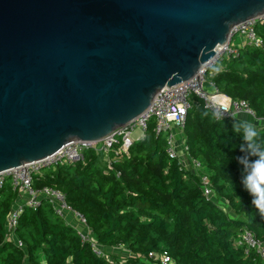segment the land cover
<instances>
[{
    "label": "water",
    "instance_id": "obj_1",
    "mask_svg": "<svg viewBox=\"0 0 264 264\" xmlns=\"http://www.w3.org/2000/svg\"><path fill=\"white\" fill-rule=\"evenodd\" d=\"M263 14L264 0H0V172L127 125Z\"/></svg>",
    "mask_w": 264,
    "mask_h": 264
},
{
    "label": "trees",
    "instance_id": "obj_2",
    "mask_svg": "<svg viewBox=\"0 0 264 264\" xmlns=\"http://www.w3.org/2000/svg\"><path fill=\"white\" fill-rule=\"evenodd\" d=\"M254 30L264 39V23ZM217 65L222 70H210L206 78L230 99L245 101L264 121V50L245 45ZM204 111L211 113L196 102L182 133L189 155L209 173L214 200L203 195L194 174L168 159L166 135H156L151 120L144 138L113 170L105 172L104 157L87 151L84 162L43 170L34 184L64 193L67 204L85 216L90 237L104 249L126 252L124 258L114 250L113 261L94 255L45 202L36 211L23 209L14 231L22 244L17 247L6 237V218L16 200L6 186L0 192V264H158L147 258L152 252L167 253L173 264H264L255 251L245 256L234 244L245 231L264 243V218L243 188V165L236 160L244 155L243 141L232 125L241 119L201 118ZM256 126L264 141V124Z\"/></svg>",
    "mask_w": 264,
    "mask_h": 264
},
{
    "label": "built area",
    "instance_id": "obj_3",
    "mask_svg": "<svg viewBox=\"0 0 264 264\" xmlns=\"http://www.w3.org/2000/svg\"><path fill=\"white\" fill-rule=\"evenodd\" d=\"M258 23H264V14L234 27L230 42L215 49L214 57L201 67L197 76L185 83L159 91L154 97L151 107L145 113L127 125L116 129L102 140L70 142L44 159L0 172V192L9 186L16 193V200L6 218V237L13 241L17 247H21V242L14 235L19 216L24 208L36 211L42 202H45L50 205L55 217L74 228L81 241L89 244L94 255L107 258L112 249H104L90 237L91 231L87 227L85 216L67 204L65 194L49 186L35 188V180L43 170L84 162L87 151H93L104 157L105 172L113 170L114 163L122 156L128 155L132 144L144 138L151 120L154 121V133L166 135L168 159L176 161L180 170L194 174L199 179L203 195L207 199L213 200L214 193L209 177L195 173L202 170L203 166L199 160L189 155L183 140L182 129L188 111L198 101H201L204 107L210 111L219 104L229 105L230 112L222 120L231 119L232 116L237 118V115H245L247 118L253 119L256 124L260 122L264 124V121L256 118L253 110L245 101L230 99L220 93L214 84L206 78L211 70V65H217L224 56H236L239 49L245 45L264 50V39L257 36L254 30ZM234 36H238L241 40L238 46L232 41ZM207 87L210 90H207ZM135 131H139L140 136L134 141L132 134ZM234 244L235 247L243 251L245 256L255 251L264 260V243L259 242L251 232H243ZM147 258L158 264H173L171 257L165 252H152L148 254Z\"/></svg>",
    "mask_w": 264,
    "mask_h": 264
},
{
    "label": "clouds",
    "instance_id": "obj_4",
    "mask_svg": "<svg viewBox=\"0 0 264 264\" xmlns=\"http://www.w3.org/2000/svg\"><path fill=\"white\" fill-rule=\"evenodd\" d=\"M222 70L219 65H211L213 73ZM230 112V106L219 104L213 108L211 113L204 111L201 118L211 115L215 121H221ZM235 120V116H232ZM233 131L240 133L242 141L239 150L244 153L236 157L239 164L243 165L242 180L243 188L252 197L251 204L264 218V141L261 139L260 130L256 124L248 120H240L232 125Z\"/></svg>",
    "mask_w": 264,
    "mask_h": 264
},
{
    "label": "rangeland",
    "instance_id": "obj_5",
    "mask_svg": "<svg viewBox=\"0 0 264 264\" xmlns=\"http://www.w3.org/2000/svg\"><path fill=\"white\" fill-rule=\"evenodd\" d=\"M232 41H233V43L235 44V43H238L239 42V37L238 36H234V38L232 39ZM219 66H221V65H219ZM207 90H210V88H206ZM237 118L239 119H241V120H244L245 118L248 120V121H251V122H253L254 120L253 119H251V118H247L245 115H240V116H238L237 115ZM236 118V119H237ZM239 119V120H240ZM140 136V132L139 131H135L133 134H132V139L135 141L138 137ZM197 175H207L208 177H209V173L207 172V170L205 169V168H202V170H200V171H196L195 172ZM213 200H214V197H213ZM219 202H220V204H222V205H224L225 207L227 206L226 205V203L223 201V200H219ZM112 250H114V249H112ZM121 251H120V249H116V250H114L113 252H112V254L114 253L115 255L116 254H118V255H120L121 256V259L122 258H124L125 257V254H126V252H123V254H121L120 253ZM110 255V252H109V254H108V256H107V259H109V260H112L113 261V259H114V257L113 256H109Z\"/></svg>",
    "mask_w": 264,
    "mask_h": 264
},
{
    "label": "crops",
    "instance_id": "obj_6",
    "mask_svg": "<svg viewBox=\"0 0 264 264\" xmlns=\"http://www.w3.org/2000/svg\"><path fill=\"white\" fill-rule=\"evenodd\" d=\"M241 40L239 39L238 43H235L236 46H238L240 44ZM244 120H247L246 118Z\"/></svg>",
    "mask_w": 264,
    "mask_h": 264
}]
</instances>
